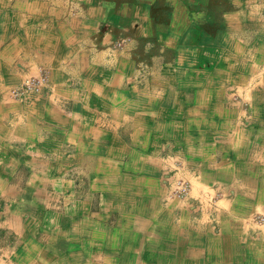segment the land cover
I'll return each instance as SVG.
<instances>
[{"label": "crops", "instance_id": "crops-1", "mask_svg": "<svg viewBox=\"0 0 264 264\" xmlns=\"http://www.w3.org/2000/svg\"><path fill=\"white\" fill-rule=\"evenodd\" d=\"M261 212L264 0H0V264H264Z\"/></svg>", "mask_w": 264, "mask_h": 264}, {"label": "rangeland", "instance_id": "rangeland-1", "mask_svg": "<svg viewBox=\"0 0 264 264\" xmlns=\"http://www.w3.org/2000/svg\"><path fill=\"white\" fill-rule=\"evenodd\" d=\"M152 3H153V1H151L150 2V7L152 8ZM149 4V3H148ZM114 33V32H113ZM121 38V39H120ZM118 40H114L113 41V50H119V49H122L127 43H129L130 42V39L128 38V37H126V36H122V37H120ZM24 99V98H23ZM22 100V99H21ZM20 100V101H21ZM19 101V100H18ZM234 102V107H236L238 110H240V111H249L248 109H250V107H248V104H249V101H247V99H241L240 101H237L238 103H239V105L237 104V102H235V101H233ZM241 108V109H240ZM175 181L176 180H174V183H175ZM179 182H181V183H184V184H186L187 186H188V184L187 183H185L184 181H182V180H177L176 181V183H175V185H174V190L172 191V193H173V197L174 198H177V199H180V198H184L186 195H187V193H188V191H189V186H188V190H187V193H186V195H184V196H182V197H179L178 195H177V193H178V183ZM171 183H173V182H171ZM171 187V184L170 185H168V188L169 189H171L170 188ZM211 200V201H210ZM214 200H216L214 197H213V199H209L207 202H208V204H206L208 207H211L210 205H211V203H213L214 202ZM199 205V204H198ZM216 206V205H215ZM246 223H250V224H255L256 225V227H259V226H263L264 227V212H261V213H257V214H255V215H253V216H251V217H248L247 219H246ZM258 228H256V230H257Z\"/></svg>", "mask_w": 264, "mask_h": 264}, {"label": "built area", "instance_id": "built-area-1", "mask_svg": "<svg viewBox=\"0 0 264 264\" xmlns=\"http://www.w3.org/2000/svg\"><path fill=\"white\" fill-rule=\"evenodd\" d=\"M46 82V76L40 73L36 76L27 77L22 83L8 91L9 96L14 100H21L28 94H39ZM188 186L184 183H178L179 197L186 195Z\"/></svg>", "mask_w": 264, "mask_h": 264}]
</instances>
